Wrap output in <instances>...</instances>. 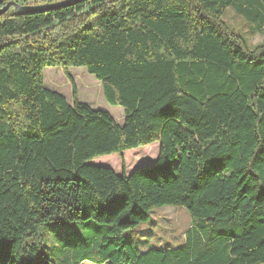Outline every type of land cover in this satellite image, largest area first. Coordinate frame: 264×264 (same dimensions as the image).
<instances>
[{"label":"trees","instance_id":"1","mask_svg":"<svg viewBox=\"0 0 264 264\" xmlns=\"http://www.w3.org/2000/svg\"><path fill=\"white\" fill-rule=\"evenodd\" d=\"M231 6L264 35V0H83L0 16V264H55L43 226L90 219L104 232L94 264H264V43L228 25ZM50 67L72 103L46 87ZM71 68L102 83L123 125L79 100ZM154 143L155 162L126 174L123 154ZM115 154L121 175L90 164ZM166 206L193 219L185 245L138 253L126 232Z\"/></svg>","mask_w":264,"mask_h":264},{"label":"rangeland","instance_id":"2","mask_svg":"<svg viewBox=\"0 0 264 264\" xmlns=\"http://www.w3.org/2000/svg\"><path fill=\"white\" fill-rule=\"evenodd\" d=\"M223 19L246 38L250 45L264 43V35L254 33L252 22L239 14L235 6L227 9ZM70 74L81 102L95 110L108 112L118 124L123 125L125 118L123 108L111 106L106 102L100 81L88 74L85 68H71ZM44 82L47 88L58 92L72 103L73 87L61 68H47L44 72ZM90 88L93 91L89 90ZM158 156L159 143L126 151L123 154L125 173L129 174L138 167L153 164ZM90 164L108 167L119 175L123 174V164L117 154L94 159ZM192 222L193 219L185 208L166 206L154 209L147 222L126 232L125 235L138 253L143 252L145 247L179 249L185 245L187 232L193 227ZM96 224L94 219H90L44 225L40 244L42 254L55 264L80 263L84 257L90 261L83 264H94L93 260L99 257L98 246L104 236V232Z\"/></svg>","mask_w":264,"mask_h":264},{"label":"water","instance_id":"3","mask_svg":"<svg viewBox=\"0 0 264 264\" xmlns=\"http://www.w3.org/2000/svg\"><path fill=\"white\" fill-rule=\"evenodd\" d=\"M81 1L83 0H68L61 3L42 5V6H23L17 2H9L0 9V16L6 14L9 11H13L15 15L18 16L34 15L38 13L49 12L51 10H56L63 7L71 6Z\"/></svg>","mask_w":264,"mask_h":264},{"label":"built area","instance_id":"4","mask_svg":"<svg viewBox=\"0 0 264 264\" xmlns=\"http://www.w3.org/2000/svg\"><path fill=\"white\" fill-rule=\"evenodd\" d=\"M66 0H16L17 3L23 6H42L48 4L60 3Z\"/></svg>","mask_w":264,"mask_h":264},{"label":"bare ground","instance_id":"5","mask_svg":"<svg viewBox=\"0 0 264 264\" xmlns=\"http://www.w3.org/2000/svg\"><path fill=\"white\" fill-rule=\"evenodd\" d=\"M89 90H91V91H93V89L92 88H90ZM96 90V89H95ZM100 90V89H99ZM96 92V91H95ZM96 94V93H95ZM94 96V95H93ZM100 100V99H99Z\"/></svg>","mask_w":264,"mask_h":264}]
</instances>
